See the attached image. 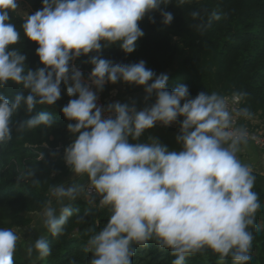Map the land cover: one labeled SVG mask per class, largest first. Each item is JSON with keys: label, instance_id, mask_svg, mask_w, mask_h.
Returning <instances> with one entry per match:
<instances>
[{"label": "clouds", "instance_id": "9594fccd", "mask_svg": "<svg viewBox=\"0 0 264 264\" xmlns=\"http://www.w3.org/2000/svg\"><path fill=\"white\" fill-rule=\"evenodd\" d=\"M187 2L178 0V5ZM169 4L171 0H43L41 9L26 14L18 29L12 22L18 0H0V89L12 83L27 93L18 92L10 101L0 91V145L12 139V118L21 108L29 118L16 124L18 132L54 128L55 115L42 109L61 98L64 86L70 99L61 113L74 122L66 131L75 139L64 148L63 161L73 176L67 186L51 185L49 193L57 206L49 200L40 218L42 227L59 237L80 196L87 197L90 207L78 222H84L92 206L106 208L110 212L106 225L98 232L89 230L92 234L84 247L92 254L89 264H133L136 246L150 241L170 251L171 264H184L186 257L206 249L218 254L220 261L230 255L233 264H248L251 259V229L261 204L253 191L252 165L238 156L249 134L235 122L250 119L252 113L246 107H230L216 92L190 98L186 85L169 91L168 75H157L143 60L123 64L102 56L113 46L125 56L132 54L145 35L140 22L150 13L159 11L161 24L170 25L174 17L165 10ZM191 16L201 31L221 19L215 11L207 19L197 11ZM21 35L37 45L41 67L36 70L27 68L26 55L16 47ZM80 57H88L85 62L91 66L87 78L74 64ZM117 83L142 88L145 101L154 95V103L141 110L134 102L98 106L105 85ZM245 96L233 92L232 105ZM38 106L41 110L36 111ZM178 119L175 139L181 150H169L154 137L137 142L157 124L168 127ZM21 239L19 228H0V264H15ZM50 254L44 236L26 248L31 264Z\"/></svg>", "mask_w": 264, "mask_h": 264}, {"label": "trees", "instance_id": "16d2710c", "mask_svg": "<svg viewBox=\"0 0 264 264\" xmlns=\"http://www.w3.org/2000/svg\"><path fill=\"white\" fill-rule=\"evenodd\" d=\"M21 1L28 4L34 13L41 9L43 2ZM165 10L173 14L170 25L165 27L161 24L159 11L150 13L140 22L145 35L137 41L132 54L125 56L113 46L103 50V58L123 64L143 60L146 67L157 75H168L166 87L169 91L186 85L190 98L204 91L224 97L232 96L236 91L243 92L246 96L241 107L249 109L251 118L264 116V0H188L183 5H178V0H171ZM193 11L199 12L204 19L215 11L221 19L201 31L194 27L197 21L192 19ZM150 18H154L155 23H151ZM23 20L18 12L12 14V22L18 29ZM172 38L179 39L184 54L179 62L176 61L178 49L172 44ZM16 47L26 55L28 69L41 67L35 55L36 44L21 35ZM87 59L80 57L74 62L85 78L91 71V66L85 62ZM135 88L123 83L105 85L99 95L105 100L112 90L120 89L126 94L140 91ZM0 91L10 101L18 92L27 95L12 83ZM69 99L61 85V98L53 106L43 107L42 110L55 115L54 128L41 126L18 132L16 124L28 119L29 114L21 108L13 116V124L10 125L12 139L0 145V228L24 229L29 226L31 219L27 215L43 211L50 199L51 185L61 183L67 176L69 167L64 164L63 150L75 137L66 131V126L74 122L67 121L61 109ZM41 107L38 106L36 111ZM41 152L43 159L39 161ZM253 175V191L259 195L261 207L255 214V225L251 229L254 239L248 264H264V175L254 172ZM72 207L74 214L69 218L63 235L53 237L47 232L45 238L51 254L37 264H71L72 261L89 264L92 254L84 251L92 234L89 230L100 231L106 225L110 212L106 208L92 206V211L84 216V222H78V216H83L90 206L80 201L73 203ZM13 259L15 264H31L29 259L20 260L16 252ZM173 259L168 249H161L154 241L145 247L136 246V254L132 257L133 264H171ZM184 264H233V261L230 255L220 261L218 254L206 249L186 257Z\"/></svg>", "mask_w": 264, "mask_h": 264}, {"label": "crops", "instance_id": "0c3cea01", "mask_svg": "<svg viewBox=\"0 0 264 264\" xmlns=\"http://www.w3.org/2000/svg\"><path fill=\"white\" fill-rule=\"evenodd\" d=\"M144 97L145 94L143 90L137 91L132 94H126L120 89H115L110 91L109 96L105 100L110 104L115 102L131 104L134 102L137 110H141L144 107H148V105L155 100L154 97H151L147 101H145ZM177 134L178 133L169 130L153 127L152 129L146 131L137 142L144 143L147 142L148 137H154L157 138L160 143L166 145L169 150L179 151L181 150V146L176 143L175 137L177 136ZM129 142L133 141L130 140ZM258 152L259 151H257L253 146L247 145L244 150L238 154V156L243 162L250 163L252 165L254 173H261L262 175H264V157H262ZM72 176L73 173L71 168L69 167L68 174L67 176L62 178L61 183H64L67 186ZM73 179L81 183H86V181L80 180V178ZM49 200L52 201V206H57L56 201L53 197L50 196Z\"/></svg>", "mask_w": 264, "mask_h": 264}, {"label": "rangeland", "instance_id": "374dc122", "mask_svg": "<svg viewBox=\"0 0 264 264\" xmlns=\"http://www.w3.org/2000/svg\"><path fill=\"white\" fill-rule=\"evenodd\" d=\"M18 5H19V9H18V13L20 14V16L24 19L25 15H31L34 14V12L32 11L31 7L22 2L21 0H18ZM172 44L178 49L177 55H176V61L179 62L182 60V58L184 57V54L182 52L181 49V45L179 44V39L177 38H172L171 39ZM143 90L142 88L136 87L135 90ZM247 124L249 128H252L253 130H257L260 133L264 132V116L261 115H257L253 118H251L250 120L247 119ZM257 151H259L258 153L264 157L263 153L255 148ZM80 201H85L88 203L87 201V197L82 195L80 196L75 202L73 203H77ZM99 201V198H96V202ZM41 212L39 213H34V214H28L27 217H29L31 219V224L27 227H25L24 229H21V240L18 242L17 244V250H16V255L19 257L20 260L24 261L26 260V248L27 246L34 242L35 239H37L39 236H44L46 237L47 234V230L42 227V223H41Z\"/></svg>", "mask_w": 264, "mask_h": 264}, {"label": "built area", "instance_id": "2783aa9c", "mask_svg": "<svg viewBox=\"0 0 264 264\" xmlns=\"http://www.w3.org/2000/svg\"><path fill=\"white\" fill-rule=\"evenodd\" d=\"M225 98L228 100L230 107H241L242 105V102L239 105H232L231 96H225ZM97 103L98 106H107L110 104L106 100H104L100 95L98 97ZM152 103H154V101L151 102L148 106H150ZM179 123L180 120L178 119L177 122L171 126L163 127L157 124L155 127L178 133ZM235 123L237 127L243 126L244 128L247 129V132L249 134V140L247 145H251L254 148L259 149L264 155V132L260 133L257 130H253L252 128H249L247 124V119L238 118Z\"/></svg>", "mask_w": 264, "mask_h": 264}]
</instances>
